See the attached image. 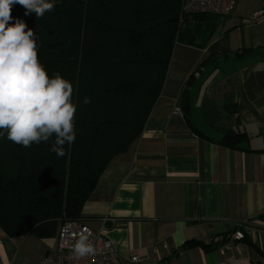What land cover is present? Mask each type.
<instances>
[{
	"label": "crops",
	"instance_id": "1",
	"mask_svg": "<svg viewBox=\"0 0 264 264\" xmlns=\"http://www.w3.org/2000/svg\"><path fill=\"white\" fill-rule=\"evenodd\" d=\"M259 13L264 0H235L202 45L175 43L141 133L107 163L80 213L119 256L264 264V16L247 21ZM185 91L200 134L179 109ZM228 130L245 136L227 146ZM236 229L244 238L228 243ZM54 245L55 232L11 238L0 228V264H39Z\"/></svg>",
	"mask_w": 264,
	"mask_h": 264
},
{
	"label": "trees",
	"instance_id": "2",
	"mask_svg": "<svg viewBox=\"0 0 264 264\" xmlns=\"http://www.w3.org/2000/svg\"><path fill=\"white\" fill-rule=\"evenodd\" d=\"M181 1L53 0L42 18L12 6L10 23L21 19L34 31L40 63L50 77L59 72L72 83L77 110L75 141L63 157L50 152L51 141L25 148L0 138V228L7 236L47 237L62 216L82 220L107 163L141 133L175 43L202 45L217 24L219 16L197 13L179 25ZM179 109L200 134L186 91ZM244 136L224 131L221 142L234 146Z\"/></svg>",
	"mask_w": 264,
	"mask_h": 264
},
{
	"label": "clouds",
	"instance_id": "3",
	"mask_svg": "<svg viewBox=\"0 0 264 264\" xmlns=\"http://www.w3.org/2000/svg\"><path fill=\"white\" fill-rule=\"evenodd\" d=\"M14 4L37 18L55 7L53 0H0V138L25 148L51 141L50 152L63 157L64 146L75 141L73 85L59 72L49 76L35 33L23 20L10 23ZM70 251L77 259L94 255L90 234L80 232Z\"/></svg>",
	"mask_w": 264,
	"mask_h": 264
},
{
	"label": "built area",
	"instance_id": "4",
	"mask_svg": "<svg viewBox=\"0 0 264 264\" xmlns=\"http://www.w3.org/2000/svg\"><path fill=\"white\" fill-rule=\"evenodd\" d=\"M234 4L235 0H182L178 14L179 25H183L184 17L188 14L211 13L223 17L230 13ZM258 16H264V13L255 14L247 21ZM80 232L90 234V242L94 245L96 252L92 256L77 259L71 254L70 242H73ZM243 238L244 233L236 229L227 240L231 243ZM141 260L140 254L136 251H131L124 258L119 256L111 241L103 234L102 228L94 229L82 220L62 216L56 226L55 245L46 252L39 264H139Z\"/></svg>",
	"mask_w": 264,
	"mask_h": 264
}]
</instances>
